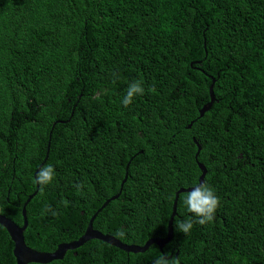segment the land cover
I'll return each mask as SVG.
<instances>
[{"label": "trees", "instance_id": "trees-1", "mask_svg": "<svg viewBox=\"0 0 264 264\" xmlns=\"http://www.w3.org/2000/svg\"><path fill=\"white\" fill-rule=\"evenodd\" d=\"M137 80L145 93L124 107ZM197 163L221 201L211 223L176 229L196 220L183 193L161 251L91 240L49 264H264V0H0V215L22 226L37 191L29 248L77 240L115 196L94 230L164 238ZM41 164L56 173L43 191ZM12 250L0 226V264Z\"/></svg>", "mask_w": 264, "mask_h": 264}, {"label": "water", "instance_id": "water-1", "mask_svg": "<svg viewBox=\"0 0 264 264\" xmlns=\"http://www.w3.org/2000/svg\"><path fill=\"white\" fill-rule=\"evenodd\" d=\"M213 85H214V83L212 82V84L209 87L210 102L208 104L204 105V107L200 110V116H202L203 113L209 109V107L212 105V103L214 101ZM194 142L197 145V152H196V157H197L199 154V151H200V146L196 140H194ZM42 166H43V164H41L38 167V169L36 170V172L34 173L33 177L35 180H36L37 173ZM197 166L201 172V175L198 178V184H201L204 182V177L206 175V169L200 163H197ZM125 181H126V176L123 179L121 186L124 184ZM37 189H38V187H37ZM192 189H193V187H190L187 189L181 188L175 193L173 205H172V212H171V215L169 217L168 224H167L166 236L164 238L149 239L142 246L123 244L122 242H120L115 237H113L111 235H104L101 232L93 229L92 224H93V221H94L95 217L97 216V214L107 205V203L109 201L114 200L115 198H117V196L112 197L109 200H107L102 205V207L91 217V219H90V221H89V223H88V225H87V227H86V229H85V231L81 237H79L77 240L69 242V243L59 244L57 246V248L51 253L38 252L36 250H33V249L29 248L25 244V241H24V235L23 234L27 228L26 206L31 201V199L36 195L37 191H35L33 193V195L29 196L27 198V200L25 201V203L23 204V207L21 209V215L23 218V225L22 226L16 225L14 222H12L8 218L1 216V215H0V226L5 229V231L7 232L8 236L11 240V242L13 243L12 254H13V257L15 259L16 264H49L53 261L62 260L65 256L66 252L74 251V250L78 249L79 247H81L82 245H84L85 243H87L88 241H91V240L101 241V242H103V243H105V244H107L113 248L119 249L125 253H132V254L144 253L152 245L157 246L159 248V250L161 251L165 247V245H167L173 238L172 222H173V219L176 215V206H177L178 197L180 194L189 192Z\"/></svg>", "mask_w": 264, "mask_h": 264}, {"label": "clouds", "instance_id": "clouds-1", "mask_svg": "<svg viewBox=\"0 0 264 264\" xmlns=\"http://www.w3.org/2000/svg\"><path fill=\"white\" fill-rule=\"evenodd\" d=\"M154 91V89H152ZM145 93V89L141 81H133L128 85L126 94L122 99L121 103L124 107H128L134 101L137 96H142ZM55 168L49 164L40 168L37 173L35 183L41 186V191L43 187L52 183L55 178ZM78 188L82 187L77 185ZM183 203L187 207V211L192 213L196 220L193 221L191 218L183 221H179L176 224V229L179 232L188 234L193 228L194 223H198L203 226L208 223H211L215 219V213L220 206V198L216 195L213 188L203 182L193 187L189 192H186L183 196ZM46 211L52 212L53 215L56 213L53 211L51 206H48ZM125 231L121 229L117 232L118 237H123ZM155 264H179V260L176 258H169L167 254H161L155 261Z\"/></svg>", "mask_w": 264, "mask_h": 264}]
</instances>
